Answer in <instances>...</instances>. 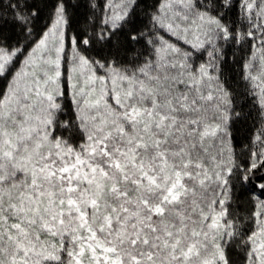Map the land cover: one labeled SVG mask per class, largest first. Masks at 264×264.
<instances>
[{
  "label": "snow or ice",
  "instance_id": "snow-or-ice-1",
  "mask_svg": "<svg viewBox=\"0 0 264 264\" xmlns=\"http://www.w3.org/2000/svg\"><path fill=\"white\" fill-rule=\"evenodd\" d=\"M0 264H264V0H0Z\"/></svg>",
  "mask_w": 264,
  "mask_h": 264
}]
</instances>
